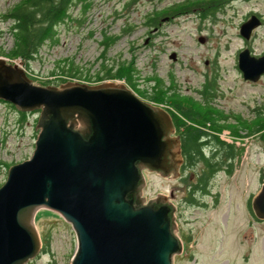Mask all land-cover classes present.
Wrapping results in <instances>:
<instances>
[{
	"label": "rangeland",
	"instance_id": "374dc122",
	"mask_svg": "<svg viewBox=\"0 0 264 264\" xmlns=\"http://www.w3.org/2000/svg\"><path fill=\"white\" fill-rule=\"evenodd\" d=\"M17 1L0 0V47L5 50L13 44L11 21L5 13ZM82 1H87L89 7L82 13L80 3L72 6L69 20L58 26L57 43H45L36 57L28 62L18 57H0L6 62L22 61V67L32 77L33 83L56 86L68 80L103 81L52 72L57 60H73L84 73L94 75L101 63L126 59L134 62L137 86L141 89H149L158 76L165 84H174V98L182 104L189 106L193 103L198 109L209 104L212 110L217 107L226 113L231 112L222 120H214L212 128H209L233 144L231 172L218 171L209 180V193L195 192L197 202L191 203L185 202L183 196L200 170L201 163L196 164L197 158L187 162L193 167L184 168L183 180L177 175L162 176L143 168L146 181L143 196L148 200L158 192L169 193L174 188L172 199L169 194L167 197L177 205L174 211L176 233L184 246L181 253L175 254L174 264H264V219L257 218L247 204L252 193H256L260 183L264 182V149L258 132L251 128L259 117L251 108L256 104L262 106L264 102V73L256 81L243 78L235 57L237 50L246 46V39L239 34L240 18L251 8L258 9L264 16V0L234 1V10L228 21H217L211 32L210 29L202 31L210 35L206 42H197L191 19L183 25L168 24L171 36L157 35L154 46L145 43L147 26L143 24L144 17L155 6L173 0L156 4L154 0ZM81 18L84 19L79 23ZM127 26L131 29L122 32V28ZM103 32L118 33L120 37L101 57L99 40ZM247 44L254 55L264 49V27H259ZM172 48L178 51L177 60L171 57ZM204 58H209L214 66L205 67ZM213 75L216 88L213 83V96L206 104L199 90L203 82ZM104 80L123 82L140 98L167 107L182 117L171 104L151 101L122 78ZM170 98L167 96L169 101ZM39 113L40 108H35L21 114L11 102L0 99V185L6 180L11 164L31 156L39 131L36 127ZM35 223L42 246L40 252L24 264H70L77 243L70 222L55 210L41 208L35 215Z\"/></svg>",
	"mask_w": 264,
	"mask_h": 264
},
{
	"label": "water",
	"instance_id": "95a60500",
	"mask_svg": "<svg viewBox=\"0 0 264 264\" xmlns=\"http://www.w3.org/2000/svg\"><path fill=\"white\" fill-rule=\"evenodd\" d=\"M258 24L247 19L240 35L248 39ZM237 65L243 78L256 81L264 54L244 47ZM0 99L19 111L40 108L31 156L11 164L0 185V264H24L40 252L41 208L70 222L77 241L70 264H174L183 250L176 205L164 192L143 196V168L177 175L183 160L165 107L118 80L38 85L22 61L2 57ZM251 207L264 219V182Z\"/></svg>",
	"mask_w": 264,
	"mask_h": 264
},
{
	"label": "trees",
	"instance_id": "16d2710c",
	"mask_svg": "<svg viewBox=\"0 0 264 264\" xmlns=\"http://www.w3.org/2000/svg\"><path fill=\"white\" fill-rule=\"evenodd\" d=\"M77 3H80L82 13L89 7V3L87 1L83 2L82 0H19L14 3L5 13V17L9 18L11 21L10 32L13 36V44L8 50L0 47V56L2 55L13 59L18 57L28 62L30 59L36 57L40 47L45 43L49 45L57 43L59 41L58 26L60 24H65L67 20H69L71 17L70 10L72 6ZM173 10L175 9L173 8ZM162 13L164 12H162L161 9H157V12L155 11V15L153 16L149 15V12H147L143 24L150 26L155 23L159 18V14ZM83 19L84 18L79 19L78 22L80 23ZM130 29L131 26L123 27L122 32H128ZM119 37L120 34L118 33L107 34L103 32L102 38L99 40L102 46L101 57L105 55L106 50L113 45ZM56 63V67L52 72L59 71L71 77L84 76L87 77V80H91L90 78H92L94 81L115 77L122 78L142 96H148L151 101L158 103L167 102L171 104L173 108L182 115V117H179L175 111L166 107L173 118L176 128L180 130L183 152L187 161L194 160L197 153H199L197 145L198 140L208 133L204 128H212L211 124L215 122L214 120L221 119V117L217 115V112L209 108L210 106L207 104L213 96L212 88L215 81L214 75L210 79L208 78L204 81L199 90L203 94L204 103L209 107L205 106L198 109L193 103L188 106L185 103L182 104L177 98H174V84H165L163 79L158 76L155 77L149 89L147 87L143 89L138 87L136 81L137 70L133 61L120 59L116 62H103L95 71L94 75L90 72L84 73L79 65L75 64L73 60L68 61L67 58L57 60ZM86 71H89V68H87ZM214 87L216 88L215 83ZM167 96L171 97L170 101L167 99ZM251 111L259 115L251 128L258 132L264 149V102L262 106L256 104L251 108ZM20 113L23 114L24 111H20ZM216 138L217 141L220 140L217 136ZM231 147L233 153V145H231ZM232 168L233 166L229 170L231 171ZM214 170L215 169L212 167L208 169L209 173H212ZM195 187L196 185L194 184L190 185L187 196L192 203L195 202V198L192 195Z\"/></svg>",
	"mask_w": 264,
	"mask_h": 264
},
{
	"label": "flooded vegetation",
	"instance_id": "af4514ba",
	"mask_svg": "<svg viewBox=\"0 0 264 264\" xmlns=\"http://www.w3.org/2000/svg\"><path fill=\"white\" fill-rule=\"evenodd\" d=\"M133 1H136V0H133ZM159 1L163 3L162 2L163 0H154V4H156V2H159ZM234 1L236 0H173L170 2H165L161 4L160 6H155V8L148 11L149 15L151 16L155 15V11L157 12V9H161L162 12L164 13L159 14V18L155 21V23L151 24L150 26H147L145 39H144L145 43L148 44L149 46L150 45L154 46L153 41L157 35H161L164 38H169L171 36L172 31H170V29L168 28V24L171 23V24H182L183 25L186 21H189L191 19L192 21H194L193 26H194V29L196 30L195 38L197 42L199 43L206 42L209 39L210 35L202 31L210 29V32H211L212 31L211 27H213L214 23H216L217 21H221L224 23L228 21V17L232 15V12L234 10V6H235ZM238 1H256V0H238ZM173 8L175 10H173ZM252 16L256 17V19L259 21V24L252 28L250 37L246 39L245 47L248 46L247 43L249 42L250 39L253 38L257 29L259 27H264V16L260 13L258 9L251 8L245 12L244 16L241 17L238 22L239 34H240V25L247 19L251 18ZM248 48L250 49L249 46ZM241 49L242 48L237 50V53L235 54L237 68H238V65H237L238 52ZM170 53L171 55L173 54V56L175 57L174 58L175 60L178 59L179 56H178V51L176 49L172 48L170 50ZM261 54H264V49H262L256 55L258 56ZM203 62L205 64V67L212 68L214 66L213 64H211L209 58H204ZM210 101L211 99L209 100V102ZM214 108L215 110L217 109V115L221 117V120L223 119L222 117H226L227 115L231 113V112L226 113L217 107H214ZM204 130H206L208 133L205 134L204 137L199 138L197 145H198V151L199 153L200 152L201 153L200 155L199 153H197V156H195L197 158L196 164L201 163L200 165L201 171L199 170L197 172L195 180L194 179L191 180L193 184L196 185V187L193 189V192H192L193 196H195V192L197 191L203 194L209 193L208 192L209 191L208 189L209 180L220 170H222L225 174L226 173L228 174L229 172H231L229 169L233 166V163H232L233 153L231 151L232 149L231 145L233 144L229 142L227 138L223 136L222 137L217 136L214 130H211L209 128H204ZM171 134L174 136H179L181 155H182L183 160L178 165L177 178L178 179L180 178V180H183L184 168L193 167L192 166L193 164L187 163L188 161L186 160V156L183 152V142H182L180 130L179 132L176 131V126H175V130ZM216 136L220 139L219 141H217ZM243 136L244 135H242L241 137ZM210 167L215 169L212 173H209L208 171ZM168 176H174V174L170 172ZM262 183L263 181L260 183V186ZM188 189L190 190V188ZM173 190L174 188H171L169 190V193L168 192L167 193L164 192V193L166 195L169 194L170 196L169 198L172 199V196L175 193ZM254 193H252L250 200L249 201L247 200V204L250 205L251 210H252L251 199ZM187 196H188V192L185 193L183 196L186 198L184 199L185 202L189 201ZM199 202H204V201L199 200Z\"/></svg>",
	"mask_w": 264,
	"mask_h": 264
},
{
	"label": "bare ground",
	"instance_id": "6f19581e",
	"mask_svg": "<svg viewBox=\"0 0 264 264\" xmlns=\"http://www.w3.org/2000/svg\"><path fill=\"white\" fill-rule=\"evenodd\" d=\"M174 256H175V254H174ZM174 256H173V257H174Z\"/></svg>",
	"mask_w": 264,
	"mask_h": 264
}]
</instances>
